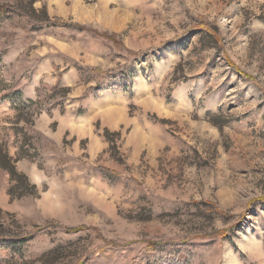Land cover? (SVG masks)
I'll list each match as a JSON object with an SVG mask.
<instances>
[{"label":"rangeland","instance_id":"obj_1","mask_svg":"<svg viewBox=\"0 0 264 264\" xmlns=\"http://www.w3.org/2000/svg\"><path fill=\"white\" fill-rule=\"evenodd\" d=\"M2 6L0 228L27 239L0 264H264V0ZM51 109L116 136L94 152Z\"/></svg>","mask_w":264,"mask_h":264},{"label":"crops","instance_id":"obj_2","mask_svg":"<svg viewBox=\"0 0 264 264\" xmlns=\"http://www.w3.org/2000/svg\"><path fill=\"white\" fill-rule=\"evenodd\" d=\"M45 74V72H37V74L34 76V78L32 79L31 84H28L27 86H25L22 89H19L17 91H15V95L16 97L21 100L22 102H25L28 104L29 101H36L38 100L37 98V94L35 92V89L37 87H39L40 83H53V78L43 76ZM92 104H89L88 106L90 107L89 109H93L96 111L95 106H90ZM94 111V113H95ZM50 117L47 115V113H43L40 115L41 119L43 120V122H45L46 125H48L51 121H56L57 123H59V128L63 129L62 130H70V128L72 126L75 125H83L82 130L78 129L79 131H87V134H85L84 136L79 135V138L82 137H88L90 135H93L92 139H91V145L93 146V151H103L106 147H107V142L104 139V136L102 133H97L96 135H94L92 129H93V125H92V121L98 119V116H96L93 120L91 119V117H87L86 114H82V115H74L71 116L70 113L67 114H63L62 116L60 115L59 111L57 109H51L50 110ZM122 117V116H121ZM113 125H118L117 122H114ZM115 126L111 127V129H115ZM62 133H60L59 135L61 136ZM58 138V137H57Z\"/></svg>","mask_w":264,"mask_h":264},{"label":"trees","instance_id":"obj_3","mask_svg":"<svg viewBox=\"0 0 264 264\" xmlns=\"http://www.w3.org/2000/svg\"><path fill=\"white\" fill-rule=\"evenodd\" d=\"M5 1H10V0H5ZM17 3H21V4H24L26 6V10H27V13H28V19H30V22L32 24H37V23H40V24H45L46 20H39L38 17L36 15L39 14L41 16H44L45 17V12L41 9L39 11H36L33 9V5L34 3L36 2V0H15ZM24 6V7H25ZM13 15H19L17 12H15V10L11 9V8H4V6L0 7V23L1 21H3V19L7 18V19H10L12 18ZM46 18V17H45ZM43 21V22H42ZM109 74L108 73H105V76H108ZM99 86V83L97 84ZM58 89V85L53 87V89L51 91H54V90H57ZM36 94L40 100V96L42 95V89L40 88H36ZM63 93L65 94L67 92V90H62ZM34 102H29V105H33ZM103 136L105 138L106 141H109L111 140V138H114V136H116L115 133H110L108 132L107 130H104L103 131ZM0 168L4 169L5 171H8L9 174L11 175L12 178H14V171H13V168H11L9 166V160L7 158L6 155L2 154L0 152ZM102 175H104V177H108V172L106 170H101L100 172ZM16 179V177H15ZM17 179H21L23 180V176H18ZM16 189V188H15ZM14 191V190H13ZM9 196L11 197L12 199V192L9 190ZM3 232L1 231V228H0V248H5V249H8L11 253L15 254V255H20V253L22 252V249L24 248V245L26 243V239L27 238H21V239H3L2 235ZM45 258V257H43Z\"/></svg>","mask_w":264,"mask_h":264},{"label":"bare ground","instance_id":"obj_4","mask_svg":"<svg viewBox=\"0 0 264 264\" xmlns=\"http://www.w3.org/2000/svg\"><path fill=\"white\" fill-rule=\"evenodd\" d=\"M110 114H111V113H110ZM111 115H112V114H111ZM117 119H118V121H119L120 118L118 117ZM81 128H82V127H81Z\"/></svg>","mask_w":264,"mask_h":264}]
</instances>
